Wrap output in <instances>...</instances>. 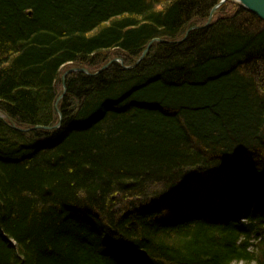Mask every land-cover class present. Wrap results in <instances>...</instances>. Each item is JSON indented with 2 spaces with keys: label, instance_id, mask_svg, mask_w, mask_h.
<instances>
[{
  "label": "trees",
  "instance_id": "16d2710c",
  "mask_svg": "<svg viewBox=\"0 0 264 264\" xmlns=\"http://www.w3.org/2000/svg\"><path fill=\"white\" fill-rule=\"evenodd\" d=\"M218 3L0 0V264H264V21Z\"/></svg>",
  "mask_w": 264,
  "mask_h": 264
},
{
  "label": "water",
  "instance_id": "95a60500",
  "mask_svg": "<svg viewBox=\"0 0 264 264\" xmlns=\"http://www.w3.org/2000/svg\"><path fill=\"white\" fill-rule=\"evenodd\" d=\"M230 0H220V3H218L217 5H215L211 10V13H210V17L208 19V23L206 24V26L210 25V23L212 22V19L214 17V14L218 11V9L221 8V6L223 4H225L226 2H228ZM235 2H237L240 6L244 7V8H247L248 10H250L253 14H255L259 19H262L264 21V0H234ZM196 27H192L190 29H188V31L186 32V36L185 38L189 35V32L193 29H195ZM156 40H159L158 38H155L154 40L150 41L148 43V47L145 49V51L142 53V55L140 56V58L137 60L136 64L140 63L142 60L145 59V56L146 54L149 52L150 48L152 47L151 45L156 42ZM113 61H121V64L123 65V61L122 60H119L118 58L117 59H114L112 60L111 62H109L107 65L101 67L100 71L96 72L95 74H99L101 73L102 71H104L106 68H108ZM126 68H129V66H125ZM84 72V73H87V74H90V71H88L86 68L84 67H70L68 68V70H66L63 74H62V83L64 85V92L66 90V79L68 78V75L72 74V73H76V72ZM64 96V93L63 95H61L60 97H58L55 105H56V108L59 107L58 105V102L60 101V99ZM59 125H60V122L59 124L55 125L54 127L55 128H59ZM14 128L16 127V125H12ZM38 127H41V126H37L35 127V129H37ZM46 129H48L49 127H44ZM27 130H30V129H24L23 131H27Z\"/></svg>",
  "mask_w": 264,
  "mask_h": 264
},
{
  "label": "rangeland",
  "instance_id": "374dc122",
  "mask_svg": "<svg viewBox=\"0 0 264 264\" xmlns=\"http://www.w3.org/2000/svg\"><path fill=\"white\" fill-rule=\"evenodd\" d=\"M68 68H70V67H68ZM68 68H65L64 70H63V73L66 71V70H68ZM87 74V73H86ZM238 264H240V263H238Z\"/></svg>",
  "mask_w": 264,
  "mask_h": 264
}]
</instances>
